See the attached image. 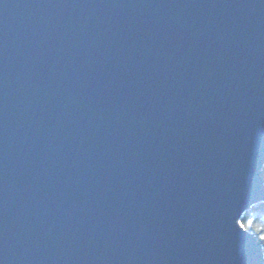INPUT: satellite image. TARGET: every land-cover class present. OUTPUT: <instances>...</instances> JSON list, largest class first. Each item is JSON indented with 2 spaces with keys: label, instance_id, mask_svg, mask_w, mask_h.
<instances>
[{
  "label": "water",
  "instance_id": "obj_1",
  "mask_svg": "<svg viewBox=\"0 0 264 264\" xmlns=\"http://www.w3.org/2000/svg\"><path fill=\"white\" fill-rule=\"evenodd\" d=\"M264 0H0V264H264Z\"/></svg>",
  "mask_w": 264,
  "mask_h": 264
},
{
  "label": "trees",
  "instance_id": "obj_2",
  "mask_svg": "<svg viewBox=\"0 0 264 264\" xmlns=\"http://www.w3.org/2000/svg\"><path fill=\"white\" fill-rule=\"evenodd\" d=\"M249 219H253L256 224L264 225V204L256 206L251 211L244 213L240 219V223H247ZM248 231L253 233L257 237L259 243L261 244L263 253H264V241H261L259 239V236L264 233H256L252 229Z\"/></svg>",
  "mask_w": 264,
  "mask_h": 264
},
{
  "label": "snow or ice",
  "instance_id": "obj_3",
  "mask_svg": "<svg viewBox=\"0 0 264 264\" xmlns=\"http://www.w3.org/2000/svg\"><path fill=\"white\" fill-rule=\"evenodd\" d=\"M239 228L242 231H248L250 229L254 230L256 233H264V225L256 224L253 219H249L247 223H240ZM261 241H264V234L259 236Z\"/></svg>",
  "mask_w": 264,
  "mask_h": 264
}]
</instances>
